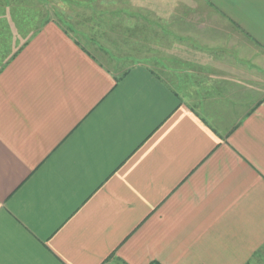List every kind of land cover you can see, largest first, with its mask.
<instances>
[{
  "label": "crops",
  "instance_id": "crops-1",
  "mask_svg": "<svg viewBox=\"0 0 264 264\" xmlns=\"http://www.w3.org/2000/svg\"><path fill=\"white\" fill-rule=\"evenodd\" d=\"M151 1L174 84L0 0V264H246L264 246V0Z\"/></svg>",
  "mask_w": 264,
  "mask_h": 264
},
{
  "label": "rangeland",
  "instance_id": "rangeland-1",
  "mask_svg": "<svg viewBox=\"0 0 264 264\" xmlns=\"http://www.w3.org/2000/svg\"><path fill=\"white\" fill-rule=\"evenodd\" d=\"M16 3L24 7L30 3L34 9L28 12L31 20L36 21L32 32L43 21L52 19L114 72L146 65L174 84L164 59L167 28L160 20L166 17H153L151 8L155 3L151 0H17ZM1 15L7 13L0 11V18ZM246 264H264V246Z\"/></svg>",
  "mask_w": 264,
  "mask_h": 264
}]
</instances>
